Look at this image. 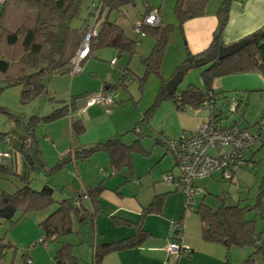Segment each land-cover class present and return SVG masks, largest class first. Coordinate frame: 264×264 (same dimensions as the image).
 <instances>
[{
	"label": "trees",
	"instance_id": "trees-1",
	"mask_svg": "<svg viewBox=\"0 0 264 264\" xmlns=\"http://www.w3.org/2000/svg\"><path fill=\"white\" fill-rule=\"evenodd\" d=\"M95 1L92 4L100 7V14L94 26L95 29L97 27L99 29L98 31L96 29L95 35L91 37L88 54L81 63L91 57L95 49L101 47L115 49L117 56L122 52L134 53L135 46L141 36L136 33V40L129 38L123 28L115 21L109 20L108 17L112 10H117L121 5L132 0ZM208 1L175 0L173 12L178 27H181L187 20L205 15V7ZM1 2L0 79L5 84L0 86V90L7 86H20V101L27 103L47 93V85L52 76L71 75V59L78 50L83 33L89 27V24L86 21L81 29L72 28L70 25L71 20L79 14L80 0H1ZM142 2L146 6V10L142 15L143 18L152 9L148 4L149 0H142ZM227 4L228 1H224L221 8L224 7L227 11ZM226 11L224 13L219 11L218 14L220 16L224 15L226 19ZM92 13L93 8L90 16H92ZM134 25H132V28ZM223 25L219 23L216 30V32L219 31V34L216 35L215 32L209 46L200 53L193 55L186 49L185 58L173 72L175 74L180 71L184 75L192 68L206 66L200 73L202 88L188 84L184 90L177 91L176 88L173 94L168 95L164 86L165 80H163L155 95L154 104L150 108L163 100L173 101L176 109L180 110H183L185 106L197 108L201 105L205 94L210 92L214 106H216L215 111L219 115L222 111L221 108L231 95L224 91H215L212 87L215 79L247 72H258L264 76V53L259 48L260 44H264V26L242 38H247L248 43L241 49L226 58L218 59V48L223 46L220 39ZM172 27V24L163 23L162 20L155 26H141L140 31L143 36L150 34L154 37L155 44L148 56L141 57L144 74L142 77H138L140 84L149 73L158 74L163 48ZM198 59H201V61L195 62ZM130 71L128 67L122 68L117 82L106 83L101 91L107 89L116 93L115 89L118 86H126L127 81L135 79ZM86 95L88 94L83 95V100H85ZM80 97L81 95L71 96L68 101L69 104L64 105L65 101H55V98L51 96L49 100L60 104L63 102V105L52 107L46 114L31 115L29 119L19 118L0 106V112L7 114L9 118L14 120V125L10 127V130L0 132V142L4 141L6 144V148L0 147V150L7 153V157L1 160L0 172H9L16 176L18 180L17 189L14 192L0 190V220L9 222L11 226L16 222V220L14 221L16 212L21 215L30 212L36 213L56 205L55 209L39 222L38 226L43 233L40 244L46 245L50 238H59L72 233L74 231L73 224L80 219L83 222L88 220L91 223L98 212L97 201L103 188L101 185L89 188L84 194L92 205V211H89L83 202L81 203L84 195L57 201L53 195L54 189L47 181L43 182L39 190H35L30 185L34 179L32 173L45 168V163L42 161L36 146L35 128L45 121L64 116L71 117L75 109V100ZM237 101L238 105L235 112L243 105L240 120H244L245 123L238 126L236 120L232 125L257 133V139H259L261 132L264 131V122H262L264 121V113L254 123H249L244 117L248 104L242 102L241 99H237ZM114 102H117L116 99H114ZM147 111L144 113V119H146L145 114L148 113ZM70 125L71 134L74 137H78L84 132L80 120H71ZM131 131L135 132L136 139L128 145L123 143L120 137H114L87 147L73 146L66 155L60 158L59 162L48 169V172H53L71 160L87 159L90 155L99 151L107 154L113 173L118 172L123 167H130L132 152L145 153L140 144L141 135L136 132L135 128ZM13 140L18 142L16 146L11 142ZM155 143H161L165 147V141L162 139H156ZM13 152H18L21 155L27 166V175L18 174L11 168L9 159ZM247 162H250V160H247ZM175 189L177 190V188ZM261 194H264V190L260 191L259 197ZM241 199L242 196L239 194V200ZM75 200L80 201L79 206L75 205ZM164 202L165 194L155 195L151 203L143 208L141 217L145 213L160 214ZM253 208L256 213L264 218V204L259 199L252 208L249 205L240 206L238 203L226 205L221 202L215 209H212L204 202H199L197 205L195 204L192 210L201 223L202 239L204 241L221 243L227 249L231 246L242 247L251 244L254 246V250L245 261V263H251L256 256L264 260V246H262L261 240L254 236L253 221L245 218V213ZM146 235L147 233L141 227L140 222H137L134 234L126 238L96 244H91L89 240L91 258L88 264H101L103 258L112 252L136 247ZM11 248V242L6 237H0V259L6 253L5 251ZM27 248L23 249V256L26 254ZM181 253L182 249L179 254ZM77 260L78 258L73 253V245L66 242L61 244L53 256V264H76ZM25 261L30 263V260L26 259ZM224 264L232 263L226 261Z\"/></svg>",
	"mask_w": 264,
	"mask_h": 264
},
{
	"label": "crops",
	"instance_id": "crops-1",
	"mask_svg": "<svg viewBox=\"0 0 264 264\" xmlns=\"http://www.w3.org/2000/svg\"><path fill=\"white\" fill-rule=\"evenodd\" d=\"M224 1H228V4L226 6L227 16L220 32V39L223 45L238 41L264 26V0H209L205 7V15L187 20L182 24L183 38L186 40V47L191 54L200 53L211 43L213 35L219 25L221 16L218 13L219 11L222 12L221 7ZM156 10L161 20L159 8H156ZM176 48L177 54L180 55V47L177 46ZM174 57H176V55L173 54V59ZM119 71H121V68ZM73 75L63 76L65 80L70 83V90L68 91L70 97L81 95V71L77 73V75ZM53 77L56 76H52L51 79ZM106 83V80H103L98 90H92V92L86 90L85 93H97L102 90L103 85ZM75 86L76 90H74V92L73 89ZM212 87L215 91L231 93L230 95L232 97L238 100L241 99L242 102H246L247 104L250 103L252 99H255V101L260 104V115L264 113V76L258 72L237 73L221 77L214 80ZM83 99L84 98L80 97L75 100V109L71 117L64 116L51 121L42 122V125H45V123L48 124L45 125L43 129V139H40L37 134V128L40 127V124L34 130V136L37 140L36 146L42 161L45 163V168L39 171L43 174L40 184L47 181L53 187V195L57 201L64 198L84 195L91 187H96L98 185L103 186L97 201L98 212L94 216L92 222L90 223L88 220L83 222L82 219L76 221L78 227L74 228L73 237H67L66 240L73 242V238L77 236L79 244L84 241L88 243L89 240L91 244L112 242L133 235L136 223L140 222L141 227L147 233L140 244L133 248L112 252L106 255L101 264H224V262L228 261L229 256L227 251L229 248H225L221 243H210L202 239L201 223L199 219H196L193 215L185 214V209L182 205L183 195L177 192L178 189H174L171 185L166 186L157 183L156 175L153 173H151L148 179L143 177V179H140L143 175L142 173H144V171L147 173V169L149 170L151 166L146 165L142 170L138 169L139 161H137L138 159L134 160L132 154L130 159L131 166L123 167L116 173L112 172L109 158L107 154L102 151L95 152L84 160H71L64 163L63 166L53 172H48V169L59 162L60 158L66 155L73 146L87 147L114 137H120L123 143L128 145L132 143L131 141L136 139L135 132H133V135L124 134L131 131L133 128L141 135L136 125L134 124L132 126V121L135 119L134 116L132 118V116L129 115L128 117L124 116L118 119L116 118L114 121H108L109 116L116 110V105L107 103L104 105L86 107L85 100ZM61 101H65L64 105L69 104V102H66L64 99ZM63 102L62 104L59 103V106L63 105ZM52 107L55 106H51L48 110H51ZM46 113L47 112L44 111L42 112V114ZM42 114L40 113V115ZM207 118L208 117L202 119L199 125L207 120ZM71 120L81 121L84 127L83 133L87 132L88 126L95 122V124H93L94 141L84 144L81 143V135L74 137L71 134ZM8 126L11 127V124ZM127 127L130 128L128 129ZM197 128L198 127L193 131ZM39 140L42 141L44 146L38 145ZM11 142H13L14 146L18 143L17 141L15 142V140ZM256 142L257 145H255ZM140 144L145 152L142 153V156L147 157L150 151H147L142 146L141 140ZM155 144L160 145L161 143ZM255 151L257 152L254 154ZM260 151L262 154L259 153ZM257 154H261V157H264V131L261 132L260 138L255 140L253 146L246 155V159L250 160V163L255 165L254 160H256ZM160 159L161 157L158 158V161H160ZM9 163L16 173L27 175V166L18 152L11 153ZM171 166L172 164L168 165L165 168L167 170L164 171L163 174L167 172L173 173ZM124 170L126 172H124ZM137 171L138 173H136ZM213 175L214 173L210 176V179L213 178ZM205 179L208 181V178ZM228 181L233 182V176L232 179ZM198 182L195 185L198 186ZM237 185L238 188L239 184ZM157 194H165L162 212L160 214L145 213L141 217L143 208L148 206ZM201 196L199 202H204L205 194ZM83 197L84 199L82 202L84 206L89 211H92L90 201L85 195ZM199 202L196 201V205ZM221 202L225 204L224 200H221ZM55 207L56 205L46 209L48 211H40L41 214L38 221L41 222L55 209ZM171 208L175 211V214L172 216H170ZM170 218H173L175 221L180 220L181 224L182 235L178 244L181 245L184 250L179 255H171L167 249L169 239L173 237V231L171 227V231L169 230L167 224ZM169 221L172 222V220ZM81 222L83 223L81 224ZM57 239L58 238H50L49 242H55ZM62 243L65 242L62 241ZM59 247L60 245H58V248ZM29 255L30 253L27 251L24 255L25 259L23 263L38 264L36 260L29 258ZM24 257L22 255V258ZM26 259L30 260V263H27L25 261Z\"/></svg>",
	"mask_w": 264,
	"mask_h": 264
},
{
	"label": "rangeland",
	"instance_id": "rangeland-1",
	"mask_svg": "<svg viewBox=\"0 0 264 264\" xmlns=\"http://www.w3.org/2000/svg\"><path fill=\"white\" fill-rule=\"evenodd\" d=\"M93 2L96 1L80 0L79 14L73 18L70 23L72 28L81 29L86 21L88 22L89 27L93 26L94 19L90 16ZM1 3L0 0V10L2 7ZM148 4L152 10L159 8L163 23L173 25L163 48L158 67V74L154 72L149 73L140 84L138 77H142L144 74V65L141 57L145 58L148 56L150 50L155 44V39L150 34H146L140 38V41L137 42L135 46V52L132 54L122 52L117 56L115 49L108 47L97 48L93 51L92 56L85 59L80 65L81 97H84L83 95L86 94V90H88V92L98 90L103 80H106L107 83H116L121 73V71H119L120 68H130V72L135 79L127 81L125 83L126 86H118L115 89L117 94L115 99L117 102L113 101L111 103L116 105L117 108L112 115L109 116L108 121H114L116 118L118 119L124 116L128 117L129 115L132 116V118L133 116L135 117L132 121V126L135 124L137 129H139L141 132L140 140L142 146L147 151H150V154L147 157H143L142 153L132 152V158L134 160L138 159L137 161H139L138 169L142 170L146 165L151 166L149 170L147 169V173H145V171L142 173L143 175L140 179L142 177L148 179L151 173H153L156 175L157 183L166 186L171 185L175 189L173 183H167L162 180L163 172L167 170L165 168L168 165L172 164L171 168L173 169V173L176 174L177 172L173 163V156L170 151H166L163 145L155 144L154 141L156 139H164V141L172 139L176 140L181 135L192 132L198 127L197 125H199V122L202 119L208 117L209 112L205 108H194L191 106H185L182 111L176 109L174 102L171 100L160 101L150 108L154 104L155 95L163 80H165L166 84V81L172 77L175 68L185 58L187 45L185 44L186 40L183 38L182 25L181 27H178L173 12L175 0H149ZM145 10L146 6L142 0H132L121 5L117 10H112L108 17L109 20L115 21L121 28H123L125 34L129 38L136 40L137 35L133 31L132 25L141 21ZM96 29L98 31L99 27ZM177 46L180 47V55L177 54ZM173 54L176 55L174 59ZM205 68L206 66L190 69L183 75L181 82L177 85V91L184 90L188 84L202 88L200 73ZM4 84L5 83L0 79V86H4ZM20 90V86L17 85L7 86L0 90V106L19 118L29 119L31 115H40L43 111L48 113L50 110H48V108L51 106L58 107L59 102L49 100V97L51 96L55 98V101H61L64 99L68 102L70 99V94L68 93L70 90V83L69 81H66L63 76H56L52 79L50 78L47 85V93L28 101L27 103H22L20 101ZM74 90H76V86L73 91ZM242 109L243 105L234 113H229L226 110H223L219 115L221 119L220 124L222 126H230L237 120V125L242 126L245 123L244 120H240V112ZM259 109V102L252 99L245 109L246 121L254 123L258 120L260 117ZM146 111L148 113L145 114L146 119H144V113ZM13 123L14 120L12 118H9L7 114L0 112V132L10 130V126L8 125L11 124L12 126L14 125ZM93 124H95V122ZM93 124L88 126L87 132L81 134V143L88 144L89 142L94 141ZM45 125L48 124L45 123ZM45 125L40 124V127L37 128V134L40 139H43V129L45 128ZM251 129L253 130L254 128ZM124 135H133V132H126ZM38 145L44 146L40 140ZM255 145H257V142ZM0 146L6 148L4 141L0 142ZM256 152L257 151H255L254 154ZM259 153H261V151ZM261 154L256 155V160H254L255 165H243L236 168L233 174V182L222 179L220 170L213 172L214 175L212 179H210L211 177H207L208 181H206V179L200 181L197 180L195 184L199 181L198 187L202 190V194H200H205V204L209 205L212 209H215L220 204L221 200H224L227 205L238 203L240 206L249 205L251 208L254 207L257 199L264 204V194H261L259 197L260 191L264 190V157H261ZM159 157H161L160 161H158ZM124 172L126 171L124 170ZM136 173H138V171ZM42 177V172H33L32 178L34 179L30 184L31 187L35 190H39L42 187V184H40ZM16 184L18 185L16 176L9 172H0V190L14 192L17 189ZM237 184H239V187L241 188L240 193L237 189ZM177 192L180 191L177 190ZM239 194L242 196L241 200H239ZM201 195L195 197V202L201 200ZM40 214V211L37 213L30 212L24 215L16 212L14 215V221L16 220V222L11 226L9 222L0 220V237H6L12 244V248L5 251L6 253L1 257L0 264H24L23 260L25 257L23 256L24 258H22V254L23 249L27 247V251L30 253L29 258L36 260L38 264H52L53 254L55 253L56 248L58 249V245L61 246L62 241L74 245L73 253L78 258L76 264H88V261L91 258V247L88 243L84 241L79 244L77 236L73 238V242L66 240L67 237H73L74 232L59 237L55 242L47 241L46 245L39 243L43 236L41 229L38 228ZM170 214V216L175 214V211L172 208L170 209ZM185 214H191L198 219L192 209H186ZM245 218L253 221L254 236L259 238L262 242V246H264V218L256 213L254 208L245 213ZM169 220H175L173 218L168 219L167 224L170 230L171 221ZM77 227L78 224L75 222L73 228ZM253 250L254 246L251 244L242 247L231 246L227 251L229 256L227 262L232 264H264V260L259 256L254 257L253 262L245 263Z\"/></svg>",
	"mask_w": 264,
	"mask_h": 264
},
{
	"label": "built area",
	"instance_id": "built-area-1",
	"mask_svg": "<svg viewBox=\"0 0 264 264\" xmlns=\"http://www.w3.org/2000/svg\"><path fill=\"white\" fill-rule=\"evenodd\" d=\"M93 8V26L88 27L82 37L80 46L71 59V74H77L81 71V61L87 56L89 51V42L95 35V23L100 14V7L92 4ZM160 17L157 10H151L142 21L133 26V31L143 36L140 28L142 25L155 26L159 24ZM116 98V93L112 90H103L97 93L85 96V105H104L111 103ZM238 101L235 97H229L221 108L229 113H234ZM208 110L207 120L203 121L198 128L181 135L178 139L165 140V147L173 156L174 166L177 169L176 174L167 172L162 175V180L167 183H173L183 195L184 209H193L195 206V197L202 190L195 185L197 180H203L210 177L216 170H220L221 178L231 180L236 168L243 165H250L247 162L246 155L257 140V133L248 129H241L237 126H222L220 117L215 111L212 94L207 92L199 106ZM264 122V121H262ZM261 122V123H262ZM7 153L0 150V163ZM241 191V188H237ZM82 203V201H81ZM80 201L75 200V205L79 206ZM171 229L173 237L169 239L168 252L171 255H178L182 247L178 244L181 239L180 221H172ZM184 249H182L183 251ZM29 262V261H28Z\"/></svg>",
	"mask_w": 264,
	"mask_h": 264
},
{
	"label": "water",
	"instance_id": "water-1",
	"mask_svg": "<svg viewBox=\"0 0 264 264\" xmlns=\"http://www.w3.org/2000/svg\"><path fill=\"white\" fill-rule=\"evenodd\" d=\"M225 11H226V9L223 7L222 13H224ZM224 22H225L224 15H221L219 23L224 24ZM218 34H219V31L216 32V35H218ZM247 43H248V39L245 38V39L235 41V42L228 44V45L219 46L218 54H217L218 59H223V58H226V57L234 54L236 51L241 49ZM259 48L261 49L262 53H264V44H260ZM197 61H201V59H198L195 62H197ZM182 78H183V74L180 71H178L166 82L165 90H166V93L168 95L173 94V92L177 88V85L181 82Z\"/></svg>",
	"mask_w": 264,
	"mask_h": 264
}]
</instances>
